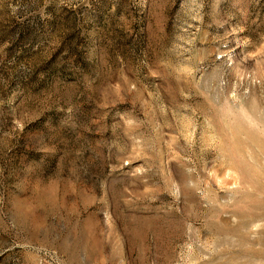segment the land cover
<instances>
[{
    "label": "rangeland",
    "instance_id": "obj_1",
    "mask_svg": "<svg viewBox=\"0 0 264 264\" xmlns=\"http://www.w3.org/2000/svg\"><path fill=\"white\" fill-rule=\"evenodd\" d=\"M0 264H264V0H0Z\"/></svg>",
    "mask_w": 264,
    "mask_h": 264
}]
</instances>
